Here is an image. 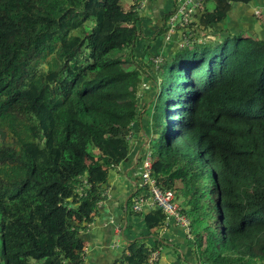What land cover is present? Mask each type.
Here are the masks:
<instances>
[{
    "label": "trees",
    "instance_id": "16d2710c",
    "mask_svg": "<svg viewBox=\"0 0 264 264\" xmlns=\"http://www.w3.org/2000/svg\"><path fill=\"white\" fill-rule=\"evenodd\" d=\"M145 1L0 0V264H85L84 234L138 133L136 170L151 152L191 221L183 261L264 264V38L217 29L254 0H215L166 58L151 50L178 11L150 34ZM133 199L145 231L114 264H151L165 246V215Z\"/></svg>",
    "mask_w": 264,
    "mask_h": 264
},
{
    "label": "crops",
    "instance_id": "0c3cea01",
    "mask_svg": "<svg viewBox=\"0 0 264 264\" xmlns=\"http://www.w3.org/2000/svg\"><path fill=\"white\" fill-rule=\"evenodd\" d=\"M215 5V0H146L142 13L147 21L152 22L163 19L165 12L178 11L173 17L177 24L186 18L190 22H199L206 10L214 11ZM254 25L264 28V0H254L250 4L234 3L228 18L217 29H229L231 32L264 38V34L257 35L260 28H255ZM195 28L197 34L199 31L204 34L203 29ZM202 34L198 35L200 40L215 38L211 36L210 29L206 36ZM172 40L176 43L180 41L175 36ZM138 143L137 140L133 145L130 160L110 174L106 199L99 205L100 214L84 234L87 243L85 264H114L122 256L127 246L126 241L137 236L139 238V235L145 231L142 219L127 215L129 200L134 198L135 201L145 194L134 196L139 188H142L139 168L136 170L140 155ZM154 209L156 208L150 200L143 213H149ZM161 236L166 242L159 252V264H187L183 261V257L185 252L188 253L189 245L183 230L174 225L165 226Z\"/></svg>",
    "mask_w": 264,
    "mask_h": 264
},
{
    "label": "built area",
    "instance_id": "2783aa9c",
    "mask_svg": "<svg viewBox=\"0 0 264 264\" xmlns=\"http://www.w3.org/2000/svg\"><path fill=\"white\" fill-rule=\"evenodd\" d=\"M259 15V12H257ZM188 18L182 20V24H189ZM171 24L175 27L177 25L175 18L171 19ZM176 35V30L170 29L169 33L166 35V42L172 41L173 36ZM139 178L141 186L144 187L149 197L144 196L138 197L133 204V211L136 213L144 212L145 208L148 206L149 201L153 203L156 209L162 211L165 215V225L176 226L183 230L184 234L190 239L191 235V221L182 212L180 204L176 201L175 194L172 191H164L159 184V181L153 175V160L152 153L146 152L141 156L139 164ZM159 252L155 253L151 258V264L159 260Z\"/></svg>",
    "mask_w": 264,
    "mask_h": 264
},
{
    "label": "rangeland",
    "instance_id": "374dc122",
    "mask_svg": "<svg viewBox=\"0 0 264 264\" xmlns=\"http://www.w3.org/2000/svg\"><path fill=\"white\" fill-rule=\"evenodd\" d=\"M124 2H127V0H123ZM252 8V7H251ZM161 21H162V19L161 20H157V21H155V20H152V22L151 21H148L145 25H146V31L147 32H149L150 34L151 33H153L155 30H157L159 27H160V24H161ZM181 23H182V21H181ZM181 23H179V24H177V25H175V27L171 24V21H170V25L172 26V29H174V30H177V34H178V32L180 31L179 29H177V27L179 26V25H181ZM254 27L255 28H260V26L259 25H254ZM179 30V31H178ZM208 31L209 30H204V34H202L200 31H199V34H202V35H204V36H206L207 34H208ZM180 33V32H179ZM257 34V33H256ZM263 34H264V28H260L259 30H258V34L257 35H260V36H263ZM163 39V38H162ZM164 40V41H163ZM162 41H160V42H158L157 44H156V46H155V48L153 49V50H151V52L153 53V56L154 57H157L158 55H161L162 57H165V56H168L170 53H171V47L172 46H176V44L174 45L173 44V41L174 40H172L171 42L169 41V42H166V40H165V35H164V39H163ZM215 40H219V37L217 38V39H215ZM214 44H217V43H214ZM179 45V44H178ZM141 46L143 47V43L141 44ZM180 46H181V43H180ZM170 49V50H169ZM168 50V53L166 52ZM161 51V52H160ZM150 52V53H151ZM163 52V53H162ZM166 52V53H165ZM139 58H143L144 59V63L142 64V67L143 66H145L146 64H149L150 66H152V64L150 63V61H152L151 60V58L149 59V57L148 56H145V53L143 52V51H140L139 53ZM166 58V57H165ZM160 59H157L156 60V62H155V65H156V63H157V65L155 66V68H159L160 67ZM145 69H146V67H144ZM150 68V70H151V68L152 67H149ZM148 72H149V69L147 68L146 69ZM151 75V74H150ZM154 79H156V76H155V74H154ZM142 89H143V91H144V93H143V97H142V99H141V101H140V107H143V106H145V104H150L151 103V99H153V96H152V92H153V84L152 83H149V82H144V84H143V86H142ZM142 91V92H143ZM140 93H141V91H140ZM180 110H182V108H180ZM137 126V125H136ZM0 140H2L1 138H0ZM136 140H138V144L137 145H139V146H141V147H144V146H146V143L143 141V137L138 133L137 134V137H136ZM142 143H144V144H142ZM138 146V147H139ZM149 152V151H148ZM146 153V152H145ZM151 153V152H150ZM180 203V202H179ZM188 238V237H187ZM189 239V238H188ZM191 239V238H190Z\"/></svg>",
    "mask_w": 264,
    "mask_h": 264
},
{
    "label": "water",
    "instance_id": "95a60500",
    "mask_svg": "<svg viewBox=\"0 0 264 264\" xmlns=\"http://www.w3.org/2000/svg\"><path fill=\"white\" fill-rule=\"evenodd\" d=\"M148 142H149V139H147V141H146V145L148 144Z\"/></svg>",
    "mask_w": 264,
    "mask_h": 264
}]
</instances>
